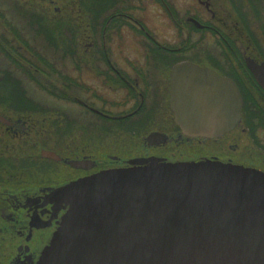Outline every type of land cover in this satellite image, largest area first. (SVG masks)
Wrapping results in <instances>:
<instances>
[{
    "label": "flooded vegetation",
    "instance_id": "obj_1",
    "mask_svg": "<svg viewBox=\"0 0 264 264\" xmlns=\"http://www.w3.org/2000/svg\"><path fill=\"white\" fill-rule=\"evenodd\" d=\"M259 12V20L238 19L231 0H0V45L9 63L0 64V116L12 123H0V264H37L68 209L54 190L102 171L157 158L264 172ZM46 27L50 36L38 35ZM163 29L174 36L168 40ZM39 38L49 52L30 50L27 42ZM183 65L210 72L209 85L214 75L236 85L243 107L234 130L218 138L183 132L173 108ZM24 79L49 91L51 104L24 100Z\"/></svg>",
    "mask_w": 264,
    "mask_h": 264
},
{
    "label": "water",
    "instance_id": "obj_2",
    "mask_svg": "<svg viewBox=\"0 0 264 264\" xmlns=\"http://www.w3.org/2000/svg\"><path fill=\"white\" fill-rule=\"evenodd\" d=\"M178 70L173 108L183 132L218 138L234 130L243 107L236 85L214 74L209 85L200 67ZM131 165L54 190L68 209L37 264H264V172L209 160Z\"/></svg>",
    "mask_w": 264,
    "mask_h": 264
},
{
    "label": "rangeland",
    "instance_id": "obj_3",
    "mask_svg": "<svg viewBox=\"0 0 264 264\" xmlns=\"http://www.w3.org/2000/svg\"><path fill=\"white\" fill-rule=\"evenodd\" d=\"M264 4V3H263ZM3 8H6L5 6H3ZM2 7H1V9L2 10H4ZM261 8H263V11H264V5L261 7ZM6 14V18H8V19H10L11 17L9 16L11 13H5ZM1 15V14H0ZM242 18H244V16L242 15L241 16ZM159 19H157V21H158ZM1 26V25H0ZM8 31H11V29H9ZM2 32H6V29L5 28H3V27H0V35H2ZM163 32H166V33H164V35L166 36V38L168 39V40H170V38H172L173 36H174V31L172 30V29H168V30H166V29H163ZM34 35V34H33ZM11 36H13V35H11ZM36 36V35H35ZM198 37V36H197ZM196 37V38H197ZM30 39V38H29ZM173 41H175V39L173 38V40H172V42ZM31 42V43H30ZM30 42L28 43L27 42V45H29L32 49H33V47L35 48V51H38V52H42V53H47V52H49V51H46V49H45V44L43 43V39L42 38H39V39H35V41L33 42V40H30ZM177 45V44H176ZM28 46V47H29ZM178 46H179V44H178ZM3 53L1 52V50H0V64H4V66H6V65H9V63H6L5 61H4V59L2 58L3 57V55H2ZM4 62V63H3ZM24 81H25V79H24ZM25 84H27L25 87L24 86H22V88L24 87V89H22L23 91V94L25 95V97H22L24 100H26V101H28V102H31V103H36V106L38 105H41V106H43L44 104H51V102L49 101V100H51L52 98L51 97H49L50 96V93H49V91H47V90H45L41 85H38V83H36V82H33V80H31L30 79V82H24ZM37 87H39V88H37ZM36 89H38V90H36ZM33 105H35V104H33ZM37 106V107H38ZM31 107V106H30ZM30 107H23V108H25V109H30ZM38 108H40V106L38 107ZM41 109H45L44 107L43 108H41ZM74 109V111L75 112H78L79 111V109H77V108H73ZM73 109H71V110H73ZM33 163V162H32Z\"/></svg>",
    "mask_w": 264,
    "mask_h": 264
},
{
    "label": "trees",
    "instance_id": "obj_4",
    "mask_svg": "<svg viewBox=\"0 0 264 264\" xmlns=\"http://www.w3.org/2000/svg\"><path fill=\"white\" fill-rule=\"evenodd\" d=\"M247 1H248V3H247ZM264 3V0H231V4H233V7H234V9L236 10V12H237V18L238 19H240V14H244L243 16H244V18H245V15L247 16V20L248 19H250V20H254V19H256V20H259V19H261V16H260V12H259V8H261L262 7V4ZM243 4H247V7H246V10H247V13L245 14L244 13V5ZM245 20H246V18H245ZM246 20V21H247ZM39 29V28H38ZM248 29H249V31H250V29H251V27L248 25ZM39 31H40V33H39ZM14 33H15V31H14ZM44 34L45 36H46V38L47 37H49L50 36V34H51V31H50V29L48 28V27H46V28H40L39 30H38V35H40V34ZM251 33V32H250ZM15 35H16V33H15ZM254 35H255V33H254ZM256 36V35H255ZM29 46V45H28ZM45 47H47L48 46V44H45L44 45ZM29 48H30V50L31 51H35V48L33 47V49L29 46ZM0 50H1V52L2 53H7L8 52V49H5V48H3L1 45H0ZM13 50L14 51H16L14 48H13ZM9 51H11V50H9ZM37 52V51H36ZM2 83H4L5 84V80H4V82L2 81V76H1V74H0V84H2ZM6 89H8V88H6ZM13 94V92L11 91V90H9L8 89V95H9V98H11V95ZM17 94V93H16ZM13 99H18V96H14V98ZM25 99V98H24ZM29 147V145H27V143L26 144H24V157H29L30 155H29V153H27L26 152V150L25 149H27ZM26 164V163H25Z\"/></svg>",
    "mask_w": 264,
    "mask_h": 264
}]
</instances>
